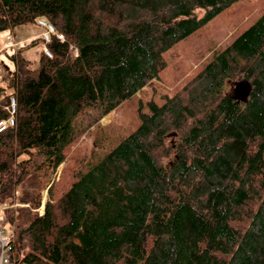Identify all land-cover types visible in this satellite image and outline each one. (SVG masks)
I'll list each match as a JSON object with an SVG mask.
<instances>
[{
	"label": "trees",
	"instance_id": "trees-1",
	"mask_svg": "<svg viewBox=\"0 0 264 264\" xmlns=\"http://www.w3.org/2000/svg\"><path fill=\"white\" fill-rule=\"evenodd\" d=\"M235 1L0 0V34L45 18L65 37L35 68L4 51L0 118L14 95L16 122L0 131V204L29 203L4 210L12 260L264 264V11L172 94L139 98L137 127L100 161L67 171L80 137ZM242 80L239 102L229 87Z\"/></svg>",
	"mask_w": 264,
	"mask_h": 264
},
{
	"label": "rangeland",
	"instance_id": "rangeland-1",
	"mask_svg": "<svg viewBox=\"0 0 264 264\" xmlns=\"http://www.w3.org/2000/svg\"><path fill=\"white\" fill-rule=\"evenodd\" d=\"M264 11V0H236L225 10L214 16L207 23L202 25L195 32L178 42L174 47L167 50L165 57L166 68L161 72V78L153 80L144 88L142 93L129 102H126L117 111L104 116L99 124L91 126L83 134L79 142L73 147L69 158L68 175L76 171V167L87 170L92 164L100 161L104 155L112 149L120 139L128 135L138 125L137 107L140 104L139 98L145 102L150 98L164 99L165 94H172L180 87L192 74L200 69L217 51L232 42L240 33L250 26ZM204 8H198L196 14L203 16ZM37 23H26L19 26H36ZM0 37V45L2 46ZM22 53L30 62L32 67H38L39 54L42 51L40 45H22ZM10 51L14 49H9ZM7 70V69H6ZM8 71H5V78L8 81ZM5 79H0V88L8 89ZM235 83L229 87V91L234 94ZM140 96V97H139ZM92 110L81 114V124L87 123ZM63 163L57 172V179L60 177ZM67 182V179H63ZM18 193V191H17ZM6 205L0 209L3 216L0 220V264L3 240L11 235V229L2 222L5 219L4 210L7 207L28 206L29 203H21L18 200L13 204ZM43 205L40 207L42 211Z\"/></svg>",
	"mask_w": 264,
	"mask_h": 264
},
{
	"label": "built area",
	"instance_id": "built-area-1",
	"mask_svg": "<svg viewBox=\"0 0 264 264\" xmlns=\"http://www.w3.org/2000/svg\"><path fill=\"white\" fill-rule=\"evenodd\" d=\"M37 23L44 28V31L41 34L42 38V51L47 56H52V52L48 46V43L51 41L52 36L56 35L59 39L63 40L65 37L62 33L58 32L56 26L48 21L45 18H39L37 20ZM15 45L14 39L11 35H7L4 47H12ZM2 50V47L0 45V52ZM5 110L7 112L6 117L0 118V131H3L7 129L9 126H12L15 124V114H16V97L14 95H11L9 98V102L5 105ZM6 205L0 206V209L5 207ZM2 215L0 214V220L2 219ZM1 232V228H0ZM11 235L9 237H6L3 240V246L1 251V264H21L18 260H12L9 256V249L11 248Z\"/></svg>",
	"mask_w": 264,
	"mask_h": 264
},
{
	"label": "crops",
	"instance_id": "crops-1",
	"mask_svg": "<svg viewBox=\"0 0 264 264\" xmlns=\"http://www.w3.org/2000/svg\"><path fill=\"white\" fill-rule=\"evenodd\" d=\"M44 28L42 26H39L38 24L36 26H19V27H15L13 31H11L10 33H4V34H0L1 40H2V45L4 44L5 38L8 34H10L14 41H15V46L9 48V49H18L20 48L22 45L28 44L29 42H31L32 40H38L36 44L42 46L41 44V34L43 32ZM35 44V45H36ZM42 48V47H41ZM6 49H3L1 54H0V79H5V71L6 68L3 65L4 64V60H6V62H8V64L12 67V63L5 57L4 51ZM41 53L39 54V58L38 60H40V56ZM23 54V53H22ZM32 66V65H31ZM35 68V67H33ZM7 82V80H6Z\"/></svg>",
	"mask_w": 264,
	"mask_h": 264
},
{
	"label": "water",
	"instance_id": "water-1",
	"mask_svg": "<svg viewBox=\"0 0 264 264\" xmlns=\"http://www.w3.org/2000/svg\"><path fill=\"white\" fill-rule=\"evenodd\" d=\"M234 91L235 93L233 94V96L236 100H238L239 102L245 101L251 91V85L246 80L238 81L235 83Z\"/></svg>",
	"mask_w": 264,
	"mask_h": 264
}]
</instances>
